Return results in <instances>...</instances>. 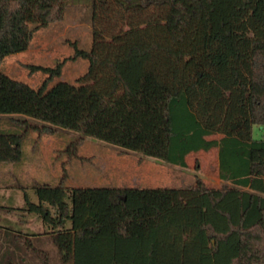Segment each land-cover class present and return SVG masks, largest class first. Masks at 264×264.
<instances>
[{
    "label": "trees",
    "instance_id": "obj_1",
    "mask_svg": "<svg viewBox=\"0 0 264 264\" xmlns=\"http://www.w3.org/2000/svg\"><path fill=\"white\" fill-rule=\"evenodd\" d=\"M88 1L91 49L67 59L87 60V72L35 89L2 63L62 21L70 0H0V114L184 168L189 154L218 147L226 184H37V201L24 190L21 206L0 194V264H50L46 238L61 264H264V137L253 136L264 126V0ZM65 62L37 68L60 75ZM22 140L0 130V164L24 167Z\"/></svg>",
    "mask_w": 264,
    "mask_h": 264
},
{
    "label": "rangeland",
    "instance_id": "obj_2",
    "mask_svg": "<svg viewBox=\"0 0 264 264\" xmlns=\"http://www.w3.org/2000/svg\"><path fill=\"white\" fill-rule=\"evenodd\" d=\"M91 18L88 0H70L64 19L38 30L26 51L4 59L2 71L35 89L43 85L50 89L59 82L76 83L87 72L89 62L67 59L74 55L76 46L91 49ZM62 62L65 63L60 75L52 76L37 68H56ZM47 125L21 114H0V130L16 129L23 136L21 165L24 167L0 164V194L7 198L15 195L19 206L24 203V190L37 201L33 192L37 184L58 186L64 182L74 188H176L192 185L197 178L210 188L220 189L225 184L219 179L214 150L189 155L184 168L74 131L52 128L51 133L43 132ZM253 136L264 137V126H254ZM219 137L214 135L209 139ZM7 218L18 217L12 213ZM27 225L36 233L44 232L34 218ZM38 247L49 252L50 264H61L57 248L49 238Z\"/></svg>",
    "mask_w": 264,
    "mask_h": 264
},
{
    "label": "crops",
    "instance_id": "obj_3",
    "mask_svg": "<svg viewBox=\"0 0 264 264\" xmlns=\"http://www.w3.org/2000/svg\"><path fill=\"white\" fill-rule=\"evenodd\" d=\"M221 138V136L217 139V140H219ZM260 138H263V137H260ZM260 138H255V139H260ZM211 150H214V151H216V157H217V166H218V169H219V148L218 147H214V148H212ZM211 150H209V151H211ZM195 152H193V153H191V154H194ZM191 154H189V155H191ZM188 155V156H189ZM188 156H187V158H188ZM187 158H186V161H187ZM188 164V163H187ZM219 179H220V176H219ZM221 180V179H220ZM222 181V180H221ZM223 182V181H222ZM224 183V182H223ZM226 184V183H225ZM227 185H230V184H227Z\"/></svg>",
    "mask_w": 264,
    "mask_h": 264
}]
</instances>
